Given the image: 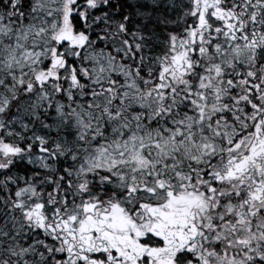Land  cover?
I'll return each mask as SVG.
<instances>
[{
	"label": "snow or ice",
	"instance_id": "obj_1",
	"mask_svg": "<svg viewBox=\"0 0 264 264\" xmlns=\"http://www.w3.org/2000/svg\"><path fill=\"white\" fill-rule=\"evenodd\" d=\"M0 264H264V0H0Z\"/></svg>",
	"mask_w": 264,
	"mask_h": 264
}]
</instances>
